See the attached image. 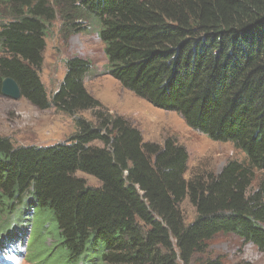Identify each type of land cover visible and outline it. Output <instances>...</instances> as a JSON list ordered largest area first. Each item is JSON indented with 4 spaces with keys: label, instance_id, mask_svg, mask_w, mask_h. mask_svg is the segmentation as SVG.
<instances>
[{
    "label": "trees",
    "instance_id": "trees-1",
    "mask_svg": "<svg viewBox=\"0 0 264 264\" xmlns=\"http://www.w3.org/2000/svg\"><path fill=\"white\" fill-rule=\"evenodd\" d=\"M57 20L67 38L96 30L110 75L209 138L231 142L245 160L186 178V147L173 137L146 140L111 113L88 91L92 63L78 55L50 96L40 72ZM7 77L37 108L77 115L65 142L16 145L0 135V214L44 215L45 223L35 217L34 247L51 223L48 254L59 248L64 264H230L196 259L219 233L264 251V177L254 185L264 170V0H0V94ZM86 110L93 120L78 116ZM186 199L197 212L189 223Z\"/></svg>",
    "mask_w": 264,
    "mask_h": 264
},
{
    "label": "rangeland",
    "instance_id": "rangeland-1",
    "mask_svg": "<svg viewBox=\"0 0 264 264\" xmlns=\"http://www.w3.org/2000/svg\"><path fill=\"white\" fill-rule=\"evenodd\" d=\"M60 25V21L57 20L50 29L40 72L50 96L64 77L67 59L78 55L92 63L91 71L86 78L88 91L111 113L124 116L141 130L146 140L163 143L167 137H173L186 147L189 153L186 178L217 174L228 161L245 160V153L231 142L209 138L189 126L178 112L154 106L148 100L125 88L110 75L107 72L104 43L96 30L89 28L85 32L72 34L67 38L59 31ZM76 116L68 115L53 107L41 110L23 97L14 99L0 94V135L9 137L16 145L47 146L65 142L76 131ZM78 116L93 120L90 110L82 111ZM95 143L101 145L98 141ZM78 175L86 178L92 186L99 185L97 179L91 175L83 172H78ZM263 177L264 170H256L254 185L256 186ZM26 209H22L21 213V210L16 212L9 219L7 214H0V227L6 224L4 221L12 220L9 223L12 224L11 227L5 225L8 228L2 231V236L0 235V264H40V260L44 259L45 254L47 255L53 248V236L49 235L52 230L51 223L45 225L44 237L37 246L32 245L35 238L33 229L38 223L37 219L42 218L44 223L48 219H45L44 215L37 214L33 209ZM181 210L187 223L196 217V209L189 199L181 204ZM18 214L19 218L16 217ZM39 249L41 254L32 258V251ZM59 255L60 249H55V253L48 254L43 264H64ZM217 256L230 264L240 261L264 264V251L251 242L244 243L242 238L233 233H219L214 236L208 242L207 251L197 254L196 259L204 260Z\"/></svg>",
    "mask_w": 264,
    "mask_h": 264
},
{
    "label": "water",
    "instance_id": "water-1",
    "mask_svg": "<svg viewBox=\"0 0 264 264\" xmlns=\"http://www.w3.org/2000/svg\"><path fill=\"white\" fill-rule=\"evenodd\" d=\"M1 95L14 99H20L22 97L21 89L18 83L12 77H7L3 80Z\"/></svg>",
    "mask_w": 264,
    "mask_h": 264
}]
</instances>
